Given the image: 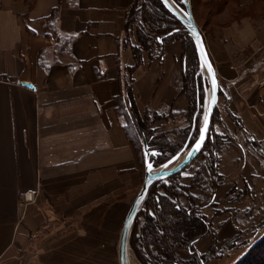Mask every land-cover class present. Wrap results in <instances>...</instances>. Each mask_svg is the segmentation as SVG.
<instances>
[{"label": "crops", "instance_id": "obj_1", "mask_svg": "<svg viewBox=\"0 0 264 264\" xmlns=\"http://www.w3.org/2000/svg\"><path fill=\"white\" fill-rule=\"evenodd\" d=\"M134 3L0 0V264H118L130 189L143 180L119 112L126 68L134 64L126 29ZM203 35L217 106L238 118L250 139L264 140V15L214 25ZM180 49L173 41L160 59L142 55L131 74L140 115L187 110L175 85ZM241 57L245 68L235 74L231 66ZM228 122L221 134L234 148L219 153V173L243 178L251 195L263 194V172L247 146L240 148L245 143H232L237 133ZM223 189L214 196L218 209ZM30 192L36 202L21 205ZM211 209L201 212L211 227L194 248L204 255L215 244L218 257L207 264H237L249 246L229 248L235 238V245L244 242L240 227L228 216L212 217ZM49 221L54 227L45 232Z\"/></svg>", "mask_w": 264, "mask_h": 264}, {"label": "trees", "instance_id": "obj_2", "mask_svg": "<svg viewBox=\"0 0 264 264\" xmlns=\"http://www.w3.org/2000/svg\"><path fill=\"white\" fill-rule=\"evenodd\" d=\"M172 2L179 9L184 8L181 0H172ZM28 4L31 5L30 2ZM189 5L195 23L202 32H205L197 23L195 13L192 10L191 0L189 1ZM137 13H141V25L137 24ZM240 14L241 12L235 13V17L230 21L239 20L243 17L262 16L264 15V10H261L260 13ZM131 25L135 26L136 40L139 47L131 46L134 64L132 67L126 68V71L129 73V78L125 81L119 112L124 114L125 120L126 116H132L131 118L135 121L139 130L143 129L140 121L146 118L154 121L156 118H163L164 113L147 111L142 115V118L140 117L131 91V74L142 64V55L149 54L148 52L151 48L155 47L158 49L170 42L176 41V39H181L183 43V51L180 56L182 74L180 79L176 78L175 85L178 93L186 97L188 108L183 113H171L179 116V118L183 117L185 120L190 116L191 124L181 130L183 133L180 134L182 139L179 145L174 147L168 145L166 142L159 141L153 143L155 149L150 148V150L159 152V155L151 157V162L155 167L157 166L156 160L161 159L162 163L175 156L188 139L189 145L195 142L197 138L196 134L198 133L197 126H195L194 130L195 136L192 133L190 137V132L193 125L195 109L196 107L199 110L201 108L203 94L202 82L195 75L198 62L192 40L179 22L164 9L159 0H135V3L127 14V32H129ZM155 57L160 59L162 57V50ZM193 109L194 113L191 114ZM231 118L235 129L241 131L243 134L245 145L239 144L243 152L246 149L245 146L248 145L251 153L260 158L261 161H264V140L257 141L250 139L245 133L239 119L235 117ZM124 129L132 142L134 138L131 133V127L125 125ZM185 131L186 133H184ZM221 137L225 142L221 141ZM228 141H231V139L227 136L218 134L212 136L208 134L202 150L196 156V159H201L204 162L205 170H198L195 175L190 177L188 186L178 181L179 174L177 173L171 176L167 182L156 183L151 187L142 210L134 220L129 238L130 248L140 264H207L210 259L218 257L215 244H212L209 252L204 255L196 252L194 244L207 235L211 227L210 221L201 211L205 208L212 207L215 196L214 190L223 184V178L218 172L219 153L221 152V147L226 145ZM157 147L158 149H156ZM202 178L204 180L206 178V186L203 187L205 191L200 188L202 186L200 184ZM192 191L198 194H194ZM181 198L186 199L187 205L182 203ZM236 239L229 244V248L250 245L248 242L235 245L234 241ZM248 249H250V252L241 258L237 264L252 263V257H250L252 253L258 254L260 260H264V235H261ZM182 250L191 256L188 261L179 259L177 252ZM254 264L260 263L256 262Z\"/></svg>", "mask_w": 264, "mask_h": 264}, {"label": "rangeland", "instance_id": "obj_3", "mask_svg": "<svg viewBox=\"0 0 264 264\" xmlns=\"http://www.w3.org/2000/svg\"><path fill=\"white\" fill-rule=\"evenodd\" d=\"M188 1H190V0H188ZM191 1H192V7H193L192 10L195 13L197 23L199 26L202 27V30L205 31V33H207V34H209V32L211 31V28L213 27V25L226 24V23L229 24V23L233 22L230 20L235 17V13L241 12L240 15H244V14H248V13H260L261 10H264V1L263 0H191ZM143 3H144V1H143ZM140 17H141V13H137V24H139V25L142 24ZM134 27L135 26L131 25L130 30H129V34L131 37L130 38L127 37V38H128V41L130 42L131 46L139 47V44L137 43V40H136V32H135ZM198 29L201 32V34L203 35V32L201 31V29L199 27H198ZM145 33L147 35H149V33L147 31H145ZM175 42L180 43V46H181L180 50H181V54H182V51H183L182 40L176 39ZM161 50H163V46L158 48V49L153 47L150 49V51L148 53H149V55L152 54L153 56H155L159 52L161 53ZM181 54H180V56H181ZM180 60H181V58H179V61ZM244 61H245L244 58L241 57L237 60V62H236L237 64H234L231 67H234L236 65L239 66L241 64V62H244ZM197 62H198V60H197ZM197 64L198 65H197V70L195 72V75H196L197 79H200L202 82L203 94H202V99H201L200 110L197 109V107L195 109V115L193 118V125L191 128L190 137H191L192 133L195 136V132H194L195 126H197V132H198V129H199L200 125L202 124L205 101L207 100V90H208L207 89L208 88L207 87V81L203 75V72L201 71V69L199 67V63H197ZM244 66H245V64H244ZM180 68H181V63H180ZM232 71L235 74H241L243 70L241 72H236L234 70H232ZM181 74H182V72L180 69V73L177 76V78L180 79ZM179 86H180V83H179ZM205 91H206V93H205ZM197 106H198V104H197ZM124 108H126V107H124ZM224 111L225 110L223 107L216 106L215 110L212 113V118H211L208 134H211L212 136H214L215 134L223 135V134H221V130L223 128H226L225 127L226 122L229 124V122H228L229 119L232 120V118H231L232 116L230 114H228L226 111L225 112ZM160 113H164L163 118H156L154 121H150V119L146 118V119L140 121L141 122L140 124L142 125V128H143L141 130H139V127L136 125L135 121L131 118L132 116L131 117L126 116V125H128L132 129L131 133L133 134L134 140L132 139L131 144H132L133 149L135 151L136 159H137V162L139 164V170H140L142 176H143V170H144L143 169L144 168V155H143V148H142L143 147L142 139L145 140V143L148 145L149 150H150V148L155 149V147L153 146V143H157V141L164 142V143L166 142L168 145L175 147V146L179 145V143L182 139V137H180V134L183 133V131H181V130L185 129L186 127H188L189 124H191L190 119H189L190 116H188L187 120H185L183 117L179 118V116H175L173 113H171V111L162 110ZM192 113H194V109L192 110L191 114ZM140 117L142 118V115H140ZM235 131L237 133V136L233 135L234 141L232 143H234L236 140H240L242 143H244L243 142L244 138L242 136H240V133H239L240 131L239 130L237 131V129H235ZM184 133H186V131ZM196 136H198V133L196 134ZM221 141L225 142V140L222 137H221ZM187 142L189 145V139L187 140ZM229 145L230 144H228V145L226 144V145L221 147V152L223 154L229 153L231 151V149L234 148V147H229ZM156 149H158V147ZM247 150L249 152H251L248 145H247ZM155 156L156 155H154V157ZM251 156L254 158L255 163L257 162L259 164L258 168L263 172V175H264V161H261L260 158L253 155L252 153H251ZM182 157H183V155L180 156L179 159ZM161 161H162L161 159L156 160L157 166H155L154 171H157L158 167L161 164H163L164 162H166L167 160H165L162 163H161ZM204 166H205V164L201 159L195 158L184 169H182L178 173L179 174L178 175L179 176L178 181L181 184L188 186L190 183L189 178L192 177L193 175H195L198 170H201V169L205 170ZM251 167L254 169V164H252ZM218 172H219V163H218ZM222 178H223V184L214 190V194H216L217 191H219L220 188L222 189L223 187H224L223 190H225L226 193L224 195L222 194L223 196L222 195L219 196V197H222V200L220 202V204H222V205L219 206L220 209H218L217 207H213L214 203H213L212 207H210V208H212L211 209L212 217L224 215V216H228L229 219L233 218L234 222L240 227L239 233L241 234V237L244 239L243 243H246V242L250 243L249 239H252L251 244H253L255 242L254 238L258 234L259 230L262 231V236L264 235V193L259 194V195H256V194L251 195L249 193L248 186L245 183V181L243 180V178L242 179L235 178V180H231V179L228 180V179L224 178L223 176H222ZM167 180H165L163 182H167ZM205 180H206V178H205ZM205 180H204V178H202V180H200V184H202V186H200L201 189H204L203 187L206 186ZM142 181L140 180V183H138V185L136 187H131V189H130L131 203L133 202L135 196L139 192L141 185H142ZM160 183H162V182H160ZM263 183H264V176H263ZM150 189H149V191H150ZM204 191H205V189H204ZM192 192H194V194H198L195 191H192ZM207 193L209 194V192H207ZM214 200H215V198L213 199V202H214ZM181 201L184 205H187L185 198H181ZM248 206H250V207H248ZM142 207H143V205L141 206L139 212L142 210ZM210 224H211V221H210ZM121 227H120V231H121ZM256 227L259 229H257ZM120 231H119V234H120ZM118 237H119V235H118ZM117 244H118V241H117ZM117 244H116V257H117ZM129 247H130V245H129ZM249 252H250V249L247 250V253H249ZM184 253L187 255V252L183 251V250L178 251L177 255L179 257V255H183ZM250 255H252V256H250V257H252V263H248V264H254L256 262L260 263V264H264V260H260V258L258 257V254L252 253ZM247 257H249V256H247ZM179 259H180V257H179ZM129 263L130 264H140V262L136 259L135 255L133 254L131 248L129 249Z\"/></svg>", "mask_w": 264, "mask_h": 264}, {"label": "water", "instance_id": "obj_4", "mask_svg": "<svg viewBox=\"0 0 264 264\" xmlns=\"http://www.w3.org/2000/svg\"><path fill=\"white\" fill-rule=\"evenodd\" d=\"M159 1L164 7V9L179 22V24L187 32L188 36L192 40V43L196 51L199 67L201 71L203 72V75L207 81V87H208L207 88L208 89L207 90V100L205 101L202 124L199 127V129L201 127H204V116L208 115L209 120H208V131L206 133V138H205V141H206L208 132H209L211 116L217 106V101H218V83H217V77H216L215 70L213 68L211 60L207 53V50L204 44L203 35L199 31L191 15L189 1L183 0V2H181V4L184 7L183 9L177 8V6L171 0H159ZM193 29H195V31H193ZM213 79H215V90L213 89ZM22 85L26 88L33 90V86H31L30 84L23 83ZM199 129H198V136L195 142L192 143L189 147H188V142H187L184 145V147L175 156L171 157L169 160L161 164L158 167L159 170L157 172H153L155 170V167L153 163L151 162V157L154 155H158L159 153L155 150H149L147 144L145 143V140L142 139V144H143L142 148H143V155H144L143 181H142V185H141L139 192L135 196L133 202L131 203V206L128 209V212L124 218V221L121 227L118 244H117L118 264H129L130 232H131L134 220L141 206L146 200L149 189L154 184L163 182L169 179L171 176L179 173L191 161H193L196 158V156L200 153V151L202 150L205 144V141L203 142L201 149L199 151H193L195 143L199 139V135H200ZM189 151H193L192 156L188 155ZM182 155H183L182 159L178 160L179 157ZM149 164L152 165L151 172L148 171ZM165 165H167V167H165ZM141 197L143 198L141 199Z\"/></svg>", "mask_w": 264, "mask_h": 264}, {"label": "built area", "instance_id": "obj_5", "mask_svg": "<svg viewBox=\"0 0 264 264\" xmlns=\"http://www.w3.org/2000/svg\"><path fill=\"white\" fill-rule=\"evenodd\" d=\"M244 64H245V61L241 62V64L239 66L236 65L234 67H231V69L236 71V72H241L245 68ZM36 198H37V193L34 194V193L30 192V193L23 194L22 200H21V205L26 206L29 204H33L36 201ZM48 223L49 224H47V226L44 228L45 232L47 231V227H48V229L54 227L53 222L49 221ZM33 245H34V242H33ZM30 256H31V259H35L37 257V252L33 251Z\"/></svg>", "mask_w": 264, "mask_h": 264}, {"label": "snow or ice", "instance_id": "obj_6", "mask_svg": "<svg viewBox=\"0 0 264 264\" xmlns=\"http://www.w3.org/2000/svg\"><path fill=\"white\" fill-rule=\"evenodd\" d=\"M181 2H183V0H181ZM193 31H195V29H193ZM213 89L215 90V79H213ZM208 120H209L208 115H205L204 116V127H201L199 129V132H200L199 139L196 141L193 151H199L201 149V146H202L203 142L205 141L206 133L208 131ZM193 151H189L188 155L192 156L193 155ZM165 167H167V165H165ZM151 170H152V165L149 164L148 165V171L151 172ZM142 198L143 197H141V199Z\"/></svg>", "mask_w": 264, "mask_h": 264}, {"label": "bare ground", "instance_id": "obj_7", "mask_svg": "<svg viewBox=\"0 0 264 264\" xmlns=\"http://www.w3.org/2000/svg\"><path fill=\"white\" fill-rule=\"evenodd\" d=\"M188 146H189V145H188ZM180 159H182V158H180ZM180 159H179V160H180ZM158 170H159V169H158ZM158 170H157V171H158ZM157 171H153V172H157ZM130 206H131V204H130ZM130 206H129V207H130ZM125 216H126V215H125ZM124 218H125V217H124ZM123 221H124V219H123ZM122 224H123V223H122ZM129 264H130V263H129Z\"/></svg>", "mask_w": 264, "mask_h": 264}]
</instances>
